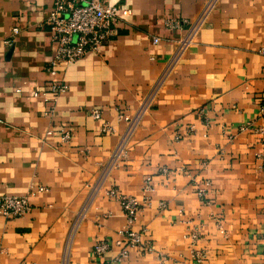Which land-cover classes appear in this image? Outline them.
<instances>
[{
  "label": "crops",
  "instance_id": "0c3cea01",
  "mask_svg": "<svg viewBox=\"0 0 264 264\" xmlns=\"http://www.w3.org/2000/svg\"><path fill=\"white\" fill-rule=\"evenodd\" d=\"M109 1L118 32L60 66L51 100L31 90L50 76L53 0H0V194L45 185L0 214V264H264V0ZM138 110L128 129L118 111ZM111 186L137 197L151 250H92L125 224Z\"/></svg>",
  "mask_w": 264,
  "mask_h": 264
},
{
  "label": "built area",
  "instance_id": "2783aa9c",
  "mask_svg": "<svg viewBox=\"0 0 264 264\" xmlns=\"http://www.w3.org/2000/svg\"><path fill=\"white\" fill-rule=\"evenodd\" d=\"M119 11L118 6L109 0H53L47 14L39 22L41 27L47 26L50 30V38L53 44L52 55L45 65L49 73V78L44 83V90L32 88V94H43V97L55 100L58 93L68 86L67 81L60 75V66L78 58L86 51L98 49L102 43L114 38L118 32L117 21ZM169 25H178L180 20L169 18ZM194 25L191 27V29ZM18 30L17 25L12 26V31ZM10 42L11 38H5ZM153 40L157 41L158 36L154 35ZM186 38L183 40V42ZM258 51L264 56V44H260ZM141 108V107H140ZM139 108V109H140ZM264 113V102L261 104ZM138 110L135 114L118 111L120 117L128 121V129L137 121ZM92 116L100 117V109H91ZM110 125L103 122L102 129L108 130ZM50 131V129H48ZM69 131L65 129L61 136L69 137ZM124 143V136L116 145L112 157L118 155ZM259 167L264 169V155L259 163ZM150 176L146 175L144 187H150ZM45 188L42 183H30L28 190L23 193H2L0 194V214L5 217L16 216L28 211L31 207L30 196ZM106 192L120 200L121 208L125 216V224L119 230V234L113 238H99L93 245L92 250L100 254L113 244L117 246L116 258L121 259L127 256L133 249L140 252H147L152 249L149 237L144 236L146 226L134 227L139 201L133 194H128L118 190L115 186L106 189ZM198 193H203V188H198ZM164 205V201H160ZM203 252L198 251V259L203 256ZM152 264H163L162 259H158Z\"/></svg>",
  "mask_w": 264,
  "mask_h": 264
}]
</instances>
